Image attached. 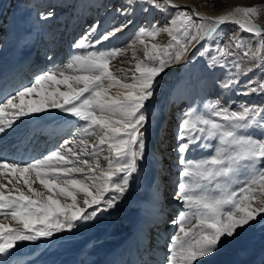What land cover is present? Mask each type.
<instances>
[{"label":"snow or ice","instance_id":"6c2138e0","mask_svg":"<svg viewBox=\"0 0 264 264\" xmlns=\"http://www.w3.org/2000/svg\"><path fill=\"white\" fill-rule=\"evenodd\" d=\"M148 2L161 7L157 0ZM163 5L177 11L168 24L139 30L129 47L135 58V43L143 45L145 59L136 60L130 77L121 78L117 73L122 70H112V61L127 52L114 47L75 55L65 67L38 74L29 86L0 96V134L12 129L21 117L50 109L83 122L70 141L65 140L60 148L42 158L10 162L0 157V255H11L10 250L18 242L71 231L78 222L92 221L116 207L145 159L142 129L148 122L146 105L154 96L157 78L174 63L183 61L194 42L213 40L223 25L234 23L255 38L256 47L233 35L223 45L217 41L215 51L227 57L233 55L232 46L246 48L243 57L252 62L248 71L264 68V26L256 22L261 8L238 6L233 12L213 17L181 10L174 0H163ZM53 15L48 12L43 18ZM125 27H115L92 40L90 37L97 31L94 25L73 47L89 49L100 45ZM161 33L169 36L167 44L146 43ZM215 62L214 56L210 63ZM60 85L66 90L62 91ZM113 88L121 91L112 95ZM241 94H264V79H250ZM205 108L206 113L190 109L178 127L175 151L182 180L177 185L176 198L186 210L172 221L177 230L161 264H195L235 240L247 227L264 220V139L243 134L255 127L264 135V107L242 103L233 110L215 101ZM93 137L95 142L90 143ZM211 141L217 142L214 154L201 159L185 158L194 147H212ZM105 152L107 155L102 156ZM101 156L107 165L104 168ZM241 172L247 176L242 181L238 179ZM75 174L82 178H74ZM21 182L27 192L16 186ZM37 182L46 191L33 187ZM80 194L84 197L83 207L78 202ZM8 217L15 226L4 222Z\"/></svg>","mask_w":264,"mask_h":264},{"label":"bare ground","instance_id":"6f19581e","mask_svg":"<svg viewBox=\"0 0 264 264\" xmlns=\"http://www.w3.org/2000/svg\"><path fill=\"white\" fill-rule=\"evenodd\" d=\"M197 1L174 0V3L190 13L198 11L213 17L233 12L238 6H256L262 10L256 22L264 26V0H223L229 5L217 11L203 8ZM8 2L11 9L6 19L3 18L5 1L0 8V22H4L0 27V96L29 86L38 74L57 66L65 67L75 55L114 47L127 49L128 60L117 66V70H122L117 74L121 78L130 77L137 59L133 58V49L129 46L133 45L139 30L153 25L164 26L177 11L164 6L163 0H157L160 8L147 0L146 13L142 16L138 14V0ZM70 3L72 6L69 7ZM129 4L132 6L128 7ZM63 10L66 13H60ZM48 12L54 15L44 19ZM139 23L142 26L136 30ZM94 25L97 31L90 37L92 40L113 27H127L100 45L89 49L74 48L73 44ZM243 33L250 36V40L255 39L251 34ZM128 38L132 44L126 45ZM28 43L32 44L31 49L27 48ZM39 45V53L33 55ZM183 62L174 64L157 78L154 96L146 105L148 122L142 129L145 159L140 162L139 173L134 174L128 191L116 207L92 221L78 222L71 231L57 232L37 241L18 242L17 247L10 250L11 255H0V264H161L167 255L170 238L177 230L172 221L186 210L176 198V188L182 180L175 151L179 143L176 136L183 115L195 108L197 96L188 85L180 82V73L176 74ZM60 88L66 90L64 85ZM118 91L121 89L113 88L111 94ZM213 91L223 94L217 86ZM198 108L203 111L201 103ZM82 126V121L57 109L21 117L12 129L0 134V157H6L10 162L42 158L60 148L65 140L70 141ZM91 142H95L94 137ZM212 149L213 145L194 147L185 158H205ZM102 156L101 167L104 168L107 165ZM74 178L82 177L75 174ZM33 187L46 191L38 182ZM59 198L70 203L64 197ZM83 199L82 194L78 195L82 207ZM11 224L15 226L14 221ZM4 256H9L5 262L2 261ZM195 264H264V220L247 227L235 240L224 243L222 250Z\"/></svg>","mask_w":264,"mask_h":264},{"label":"rangeland","instance_id":"374dc122","mask_svg":"<svg viewBox=\"0 0 264 264\" xmlns=\"http://www.w3.org/2000/svg\"><path fill=\"white\" fill-rule=\"evenodd\" d=\"M4 1L6 6H4L5 10L3 13V18L6 19V17L10 15L11 6L9 5L8 0H0V8ZM146 1L147 0H138L137 2V10L139 16H142L146 13ZM198 1V5L200 4V6H204L203 8L209 9L211 11H217L229 5L227 3H224L223 0H201L199 2ZM70 6H72V3H70L69 7ZM181 10L186 9L181 8ZM60 13H66V11L64 12L63 10ZM195 19L199 23V18ZM3 23L4 22L2 21L0 22V27ZM141 26L142 23H139L136 30H138ZM29 27L35 28L34 25H30ZM233 35L238 38H243L245 44L250 47L256 46L255 39L250 40V36L245 35L242 31L238 29L235 24L228 23L222 26L220 34L215 39L210 41H200L198 43L194 42V46H190L189 51L185 55L182 67L176 72V74L180 73V82L185 85H188V87H190L193 91V94L197 96V102L194 108L197 112H200L198 108L200 103L203 105V111L201 113H206L207 110L205 108V105L209 102L215 101H220L221 106H227L233 110H238L239 105L242 103L264 107V94H241L246 90L247 82L250 79H264V68L256 67L252 68L251 71H248V69L252 67V62H250L247 58L243 57V52L247 50L246 48L237 49L235 46H232L230 48V52H232L233 55L227 57H220V55L215 51V45L217 41L221 45H223L227 43L229 38ZM169 39L170 38L168 35L161 33L155 40L147 39L146 43H148L149 45L152 43L164 45L167 44ZM127 44H132L131 38L126 41V45ZM32 47V44H27L28 49H31ZM39 48L40 45L37 47V49L33 51V55L39 53ZM201 51L204 52L203 56L199 55V52ZM135 52V59H145L144 46L140 45L138 42L135 43ZM214 56L217 57V62L210 63ZM128 57L129 54L126 53L124 56H120L117 59L113 60L112 70L116 71L117 66L126 62L128 60ZM146 62L150 63V61ZM224 85H228V87H223ZM214 86H217L221 91H223V94L219 95V93H214ZM243 134H252L256 138L264 139V135H262L261 131H259L255 127L249 130H244ZM209 143L213 145V149L208 150L209 154L211 155L214 154V148L217 142L211 141ZM246 178L247 176L244 172H241L238 176V179L241 181ZM13 183H15V180H13ZM16 186L20 187L24 191H26L27 189L26 186L22 184V182L20 184H17ZM238 186L239 185H237V187ZM4 222L13 223L10 217H8L6 221L4 220ZM222 249L223 246L219 250Z\"/></svg>","mask_w":264,"mask_h":264}]
</instances>
